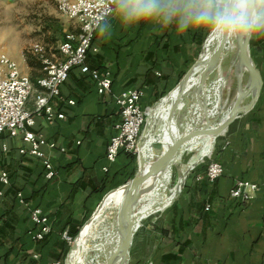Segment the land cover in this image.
I'll use <instances>...</instances> for the list:
<instances>
[{
    "label": "crops",
    "instance_id": "0c3cea01",
    "mask_svg": "<svg viewBox=\"0 0 264 264\" xmlns=\"http://www.w3.org/2000/svg\"><path fill=\"white\" fill-rule=\"evenodd\" d=\"M106 26L111 32L103 35ZM206 38L199 30L177 35L173 28L144 23L124 28L111 16L103 23L94 41L99 51L90 54L88 63L111 73L112 92L100 94L87 75L73 69L62 92L75 104L52 100L56 111L65 113L66 118L37 120L35 129L55 143L46 152L56 176L48 179L40 159L20 153L21 139H13L10 149L1 154L0 170L9 173L11 183L7 187L0 184L4 189L0 264H48L68 254L64 233L81 228L103 197L135 172V159L129 154L121 153L111 164L106 158L121 120L115 95L139 88L143 107L157 104L199 58ZM253 53L263 80L254 107L236 117L215 139V147L211 137L205 138L204 148L201 139L189 151L208 156L213 152L211 158L222 163L224 174L210 181L205 175L207 163L190 161L188 165L196 167L180 196L137 230L130 264H264V37L254 40ZM21 65L27 74L32 73L25 58ZM208 92L213 107L216 105L215 115L221 96L218 73ZM35 96L30 97L29 108L34 107ZM188 96L192 100L193 93L185 98ZM196 112L199 117L198 105ZM185 126L187 129L188 121ZM241 179L261 186L249 198H235L231 190ZM19 191L27 206L17 200ZM37 206L52 226V232L40 241L33 238L30 216V208Z\"/></svg>",
    "mask_w": 264,
    "mask_h": 264
},
{
    "label": "built area",
    "instance_id": "2783aa9c",
    "mask_svg": "<svg viewBox=\"0 0 264 264\" xmlns=\"http://www.w3.org/2000/svg\"><path fill=\"white\" fill-rule=\"evenodd\" d=\"M56 3L61 15L74 22V28L66 31L59 43L58 61L44 57L45 45L34 47L33 52L44 58L45 71L38 79L37 87L6 52L0 51V158L2 153L10 149L13 139H21L20 153L40 159L48 179L56 176V170L46 148L53 149L55 143L35 128L38 119L50 122L55 118H66L65 113L54 108V98L65 100L70 105L75 104L74 99H65L62 92L70 72L78 68L95 83L100 94L111 93L113 87L110 72L103 73L88 63L90 54L99 51L94 43L97 31L110 17L105 0H56ZM32 93H36L34 107L29 108L28 102ZM142 96L143 92L139 88L127 89L115 95L121 120L117 125V133L107 147L106 158L110 164L114 163L121 153H139V143L143 139V129L149 115L148 110L151 108L141 105ZM105 170H108V167H105ZM223 174L222 163L210 158L207 162L206 177L214 181ZM10 183L9 173L0 170V184L7 187ZM260 186L259 183L241 179L236 182L231 195L235 198H249ZM3 196L4 189H0V200ZM16 198L21 204L28 205L21 191L17 192ZM30 216L33 238L37 241L44 240L52 232L48 217L38 206L30 208ZM64 238L69 243L73 239L68 231L64 233ZM48 264L68 263L64 258H59L49 261Z\"/></svg>",
    "mask_w": 264,
    "mask_h": 264
},
{
    "label": "water",
    "instance_id": "95a60500",
    "mask_svg": "<svg viewBox=\"0 0 264 264\" xmlns=\"http://www.w3.org/2000/svg\"><path fill=\"white\" fill-rule=\"evenodd\" d=\"M207 39V38H206ZM206 40L203 44L202 52L195 63L190 67V69L185 73L181 80L176 85L181 88V95L175 101L172 110L170 112L169 119L174 124L177 129L178 136L165 148L162 153L154 157L152 156L150 160L141 155L140 147L143 143H139V153H138V169L135 175L127 180L122 185L109 191L102 199L98 207L92 213V215L87 219V221L82 225L80 232L76 236L71 251L75 250L77 247V238L81 235V232L86 224L93 221L95 214L101 208L106 199L115 191L120 188H126V194L118 210H115L116 218L119 219V225L121 230V240L116 250L112 252L110 257L107 259L105 264H129L130 260V249L133 244L134 236L140 227V217L138 216V208L144 200V196L148 190V183L151 180H157L159 184L164 178V174L171 168L174 161H176L185 150V146L191 142L193 139L202 136H211L217 139L222 133L226 131L229 125L236 119V117L252 109L260 95L261 88L263 85L262 75L257 63L252 56V42L248 46H240V58L249 72V79L247 83V89H242L237 94L235 101L231 105L229 114L227 118L219 122L220 115H213V103L210 101V96L208 92V79L212 72H214L221 61L224 54L225 47L214 46L207 58H203L204 48ZM202 64V69L200 73L199 82L194 90L192 96V105L188 112V128L185 132L180 134V131L176 124V112L182 101V96L186 93V86L190 80V77L195 70V68ZM237 85V90L240 87ZM169 92L166 94L168 95ZM165 95V96H166ZM164 96V97H165ZM250 96V100L244 103V100ZM162 97L159 101L163 100ZM157 103V104H158ZM156 104V105H157ZM155 105V106H156ZM199 106L201 111V116H197L196 106ZM215 124H217L215 126ZM149 123H147L143 129V137L148 134ZM216 141V140H215ZM196 167H187L179 175L180 184L176 186L175 191L172 195L171 203H173L181 194L182 189L185 184V180L189 173ZM171 190H166V194ZM70 251V253H71ZM69 253V255H70ZM68 255V257H69Z\"/></svg>",
    "mask_w": 264,
    "mask_h": 264
},
{
    "label": "rangeland",
    "instance_id": "374dc122",
    "mask_svg": "<svg viewBox=\"0 0 264 264\" xmlns=\"http://www.w3.org/2000/svg\"><path fill=\"white\" fill-rule=\"evenodd\" d=\"M73 26H74L73 21L62 16L61 13L59 12L57 8L56 0H0V51L6 52L18 64L19 68L24 73H26L27 71L21 65L22 59L26 57V54L34 55L35 53L33 52V49L36 45L39 44L45 45L48 55L47 57H49L53 61L60 60L59 49H58L59 43L62 40L65 32L70 30ZM52 39H56V41L54 42ZM251 42H252V56L254 58V53H253L254 40ZM212 46L206 44L207 49L211 48ZM35 55L37 56V54ZM229 63H230L229 58L224 59L223 71H224V76L226 77V82L224 84L223 102L226 104V106H229L233 98L235 97L237 93L238 83L240 84V82H248L249 79V72H244L241 77L237 75L235 77L234 72L231 73L228 72ZM28 75L30 76L31 72L28 73ZM216 76H217L216 72H212L210 74L208 79L209 85L216 79ZM191 93H194V89L191 90ZM31 96H33V93ZM249 100L250 98H246L244 103L248 102ZM191 104H192L191 97L188 96L183 100V102H181L180 107L176 112V116H177L176 124L180 131V134L185 132L186 130L185 125L189 120L188 107ZM155 105H152L151 107H154ZM167 114H168V108H166L160 113L158 123L156 122L157 125H155L156 135L154 137L153 145L156 156H159L162 153V151L165 148H167V146H169L170 144V140L165 134ZM198 115L201 116V112H199ZM149 118L150 117L148 115L146 124L149 123ZM174 135L178 136V133L175 132ZM216 143L217 142L215 141L214 147ZM212 155L213 152L209 156L206 154L197 155V151H194L192 153L189 152L184 154L183 157L178 162L173 163L174 166H172V173H173L172 181H170L169 185H167L165 188L166 190L172 189V192L169 191L166 194V190H165V194H164L165 200L163 204L164 206L170 204L171 197L178 183L180 173L184 171L187 167H191V165L195 162H200L199 164L207 163L209 159L212 157ZM190 161H192L191 162L192 164L190 163L188 165ZM135 163H136L135 166V173H136L139 165L138 155H136ZM113 194H111L110 198L112 197ZM110 198L107 200V202H109ZM107 202L105 206L108 204ZM163 205L159 207H162ZM105 206L101 207L97 211L95 216L100 214V212L103 211ZM160 214L161 212L158 213L156 211H151L149 215H147L142 220H140V226L142 225V223L150 224L151 221ZM92 223L93 221L85 225V227L81 232V235L77 238V241L83 237V235L88 230V228H90ZM76 236L72 239V242L69 243L68 254L64 257V260L68 264H73L74 256H73V250L71 251V247ZM68 255H69V259H68ZM130 259H131V249H130ZM129 264H130V260H129Z\"/></svg>",
    "mask_w": 264,
    "mask_h": 264
},
{
    "label": "clouds",
    "instance_id": "9594fccd",
    "mask_svg": "<svg viewBox=\"0 0 264 264\" xmlns=\"http://www.w3.org/2000/svg\"><path fill=\"white\" fill-rule=\"evenodd\" d=\"M108 15L124 28L141 23L206 34V44L233 48L264 37V0H105ZM106 26L103 35L110 34Z\"/></svg>",
    "mask_w": 264,
    "mask_h": 264
},
{
    "label": "bare ground",
    "instance_id": "6f19581e",
    "mask_svg": "<svg viewBox=\"0 0 264 264\" xmlns=\"http://www.w3.org/2000/svg\"><path fill=\"white\" fill-rule=\"evenodd\" d=\"M213 47L214 45L211 48L207 49L205 44L203 58H207L210 55V52ZM227 58L230 59L228 71L230 73L234 72L235 77L236 75L241 77L244 72H248L246 66L244 65V63L240 58L239 44L233 48L225 47V51L221 58L220 64L218 68L214 71L218 73L221 84V96L219 97V101L217 103V105L219 104V107L215 114V115L217 114L220 115L219 122H222L227 118L231 105L233 104L236 98L235 97L232 100L231 104L227 106L223 114V108L226 106V104L223 102L224 84L226 82V77L224 76V71H223V64H224V59ZM202 67H203L202 64H200L193 71L190 80L188 82V85L186 86L187 91L182 96L181 102H183L184 98L189 94V92L192 89L195 90L200 79V73ZM247 83L248 82H240L239 85L240 87L238 88L237 94L239 93L240 90L247 89ZM180 95H181V88L175 86L172 90L169 91V94L166 95L161 102H159L156 106L151 107L150 110L148 111L150 117L149 131L148 134L143 137V143L140 147L141 155L148 158V160H150L152 156L157 157L154 152V145H153L154 137L156 135L155 125H157L156 122L158 123L160 113L166 108H168V114H167V122L165 125V134L169 138L170 143L175 139V137H177L174 135V133L177 132V129L175 128L174 124L170 121L169 116L175 101L179 98ZM247 98H250V96ZM213 113H214V109L212 111V114ZM175 119H176L175 121L177 122V116ZM216 125L217 124H215V126ZM205 138H211V136L207 135V136L198 137L193 139L191 142H189L185 146L184 152L174 162H178L183 157L184 154L188 153L191 150L194 143L199 142L201 139L203 141L201 147H203ZM144 149H146L147 151L146 154L144 153ZM172 166H174V164H172ZM172 166L164 174V178L162 179V181H160L159 184L157 183V180H151L148 183V190L144 196V200L142 201V204L138 208V216L140 217V220H142L144 217L149 215L151 211L160 212L164 209V207L168 206V205L164 206L163 204L165 200L164 197L166 190L165 188L167 185H169L170 181H172V177H173ZM179 184H180V179L178 180L177 185ZM126 191L127 189L122 187L119 190L115 191V193L113 192L114 194L112 193L113 195L111 198L110 195L106 199L103 206H105L107 200L110 198L109 202H107L108 204L104 207L103 211L100 212V214L94 216L95 218L93 219V223L90 226V228H88V230L85 232L83 237L76 242L77 247L75 250H73V256H74L73 264H105L107 259L112 254V252L117 249L121 240V230L119 225V219L116 218L117 216L114 213V211L119 209L122 200L125 197ZM161 205L163 206L159 207Z\"/></svg>",
    "mask_w": 264,
    "mask_h": 264
},
{
    "label": "trees",
    "instance_id": "16d2710c",
    "mask_svg": "<svg viewBox=\"0 0 264 264\" xmlns=\"http://www.w3.org/2000/svg\"><path fill=\"white\" fill-rule=\"evenodd\" d=\"M54 42L56 41V39H52ZM40 56V57H39ZM47 50H46V53L44 54V57H47ZM26 62L27 64L32 68V73L30 75V78L33 82V84L37 87L38 86V79L40 77H42L44 74H45V71H44V63H43V57L41 55H38L37 56L34 54H26ZM133 159H136V155H130ZM134 173L133 172L131 174V176L129 178H132L134 176ZM80 231V228L79 229H76L74 231H70L69 232V235L74 238Z\"/></svg>",
    "mask_w": 264,
    "mask_h": 264
}]
</instances>
